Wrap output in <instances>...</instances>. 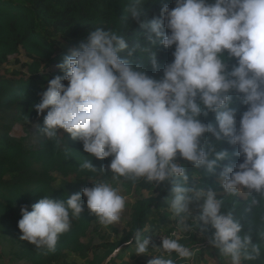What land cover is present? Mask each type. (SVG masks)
Wrapping results in <instances>:
<instances>
[{
	"label": "clouds",
	"instance_id": "1",
	"mask_svg": "<svg viewBox=\"0 0 264 264\" xmlns=\"http://www.w3.org/2000/svg\"><path fill=\"white\" fill-rule=\"evenodd\" d=\"M145 2L127 0L126 18L138 23L153 45L172 50L170 62L161 67L151 48L96 27L57 65L63 75L47 81L34 105L43 116L45 138L59 146L63 130L82 142L89 156L111 158L99 170L93 159L80 164L82 170L110 173L111 182L96 180L63 199L41 197L31 211L21 207L20 239L55 251L59 237L84 213L82 196L102 226L118 223L126 207L119 185L143 179L170 186L167 207L179 232H191L199 223L206 233L210 226L208 243L231 264L255 261L261 245L233 210H225V197L247 190L249 210L264 201V0H173L174 6L164 3L150 20ZM138 52L148 53L159 76L135 61ZM210 114L214 122L207 120ZM225 142L236 151L222 149ZM232 156L242 162L225 163ZM188 165L217 176L222 191L196 187ZM145 233L137 228L133 240L137 255L152 257L148 264H176L173 253L192 258L176 232L159 236V246ZM258 235L264 242V231Z\"/></svg>",
	"mask_w": 264,
	"mask_h": 264
},
{
	"label": "trees",
	"instance_id": "2",
	"mask_svg": "<svg viewBox=\"0 0 264 264\" xmlns=\"http://www.w3.org/2000/svg\"><path fill=\"white\" fill-rule=\"evenodd\" d=\"M164 3L174 6L173 0H146L143 5L146 18L150 20L158 15ZM126 7L127 0H0V66L6 64L9 57L23 51L27 58L23 67L28 73L25 76L20 72H11L9 77L0 76V230L10 228L14 231V241L20 248L25 264H77V261L80 264H116V260H119V264H139L123 260L130 245L135 244V230L146 229L145 235L160 232L159 226L149 222V217L160 208H168L170 186H153L143 179L135 183L124 181L123 184L139 192L153 191L156 197L134 204L128 230L116 243L90 245L83 242L88 231L100 225L97 217L86 208V198L83 196L84 213L72 220L70 230L59 237L53 252L39 250L21 240L22 233L18 228V221L22 218L21 207L27 206L31 211V206L41 197L63 199L81 193L85 187H92V182L96 180L111 182L110 173H92L80 168L83 161L92 159L98 170L106 168L111 158L101 161L89 156L84 152L82 142L73 140L63 130H58L61 136L59 146L57 140H48L40 131L43 116L37 115L34 105L40 102L43 91L47 89V81L63 75L57 65L69 50L84 41L96 27H103L126 34L130 44L139 42L142 47L151 48L156 52L161 67L172 60V50L153 45L140 25L130 17L126 18ZM134 59L150 75H160L151 69L147 61L148 53L138 52ZM234 62L229 61L230 64ZM52 67L53 72L50 71ZM234 106L239 111L244 110L238 103ZM9 117L12 119L9 120ZM207 120L214 122V116L210 114ZM13 122L22 125L24 136L12 137ZM221 148L230 153L236 151L226 142L221 144ZM228 162L239 163L242 160L232 156L231 161L225 163ZM187 171L196 187H212L217 192L222 191L217 176L205 170L193 169L190 165ZM256 198L261 200L260 197ZM251 199L248 193L245 199L238 195L225 197V210H233L245 230L253 233V242L261 245L262 255L244 264H264V242L259 240L258 235L264 231V201L249 210ZM166 216L161 217V224ZM172 229L164 234H169ZM200 231L205 233L202 225ZM212 232L214 230L209 226L207 235L211 236ZM186 240L180 242L191 248ZM68 253L75 257L76 262L68 261ZM213 256L222 254L214 249ZM172 258L176 264L187 262L177 258L174 253Z\"/></svg>",
	"mask_w": 264,
	"mask_h": 264
},
{
	"label": "rangeland",
	"instance_id": "3",
	"mask_svg": "<svg viewBox=\"0 0 264 264\" xmlns=\"http://www.w3.org/2000/svg\"><path fill=\"white\" fill-rule=\"evenodd\" d=\"M26 61L27 58L23 51H20L17 55L9 57L8 62L3 66H0V76L9 77L11 72H20L21 75L26 76L28 74L27 69L23 67V64L26 63ZM50 71L53 72L54 67L50 68ZM10 119H12V117H9V120ZM23 131L24 130L22 125L13 122L12 137L18 138L24 136ZM119 187L121 189V194L125 197L126 200V207L121 214V220L118 223L108 226L107 228H105L101 224L93 226L84 238V243H89L90 245L116 243L121 238L123 232L128 230V223L134 204L137 201L154 199L156 197V194L153 191L139 192L135 189L127 188L123 183L120 184ZM238 196L242 199H245L247 196V192L242 191ZM191 207L194 216H197L199 214L198 206L196 204H193ZM165 214L167 215L165 222L161 224L160 219ZM173 219L174 218L168 211V208L158 209L157 212L149 217V222L152 221L154 222V226H159L160 232L158 234H155L156 232H158L155 231V233H148L146 236L151 237L154 244L159 246L160 244L156 241L157 238L172 228ZM189 223L192 222L189 221ZM178 233L181 237H184V240L187 239L186 243H189V245L191 246L190 249L193 252L192 258L190 260H187V262H185L184 264H231L230 257L222 256L226 258V262H224L223 260L220 262L218 259L214 260L212 255H214L215 248H213L208 243V238H210V236H208L207 233H202L200 231L199 223L198 225H193V230L191 232H179L178 230ZM116 253L114 255H116ZM199 253L200 257L198 258ZM152 254L155 255L157 253ZM151 258V256L137 255L135 253V244H131L130 248L126 251L123 257V260L129 263L148 264V260H150ZM68 261L76 262L75 257L70 253H68ZM76 263L80 264V262L78 261ZM0 264H25L22 259L20 248L14 241V231L10 230V228L0 230ZM116 264H119V260H116Z\"/></svg>",
	"mask_w": 264,
	"mask_h": 264
},
{
	"label": "built area",
	"instance_id": "4",
	"mask_svg": "<svg viewBox=\"0 0 264 264\" xmlns=\"http://www.w3.org/2000/svg\"><path fill=\"white\" fill-rule=\"evenodd\" d=\"M172 223H173V229L170 231V233L169 234H163V235H160V236H171L174 232H176L177 231V234H178V237H179V239H180V241L181 240H184V237H181L180 235H179V233H178V229H177V221H176V219H173V221H172ZM157 243H161V241H160V237H158L157 238Z\"/></svg>",
	"mask_w": 264,
	"mask_h": 264
},
{
	"label": "crops",
	"instance_id": "5",
	"mask_svg": "<svg viewBox=\"0 0 264 264\" xmlns=\"http://www.w3.org/2000/svg\"><path fill=\"white\" fill-rule=\"evenodd\" d=\"M202 254H204V253H202ZM200 255V253L198 254V258L200 257L199 256ZM213 256V255H212ZM223 256V255H222ZM222 256H220V257H217V256H213V258H214V260L215 259H218L220 262L223 260L224 262H226L225 260H226V258L225 257H222Z\"/></svg>",
	"mask_w": 264,
	"mask_h": 264
}]
</instances>
